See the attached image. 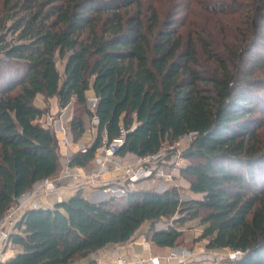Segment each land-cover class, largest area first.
<instances>
[{"label":"trees","instance_id":"obj_1","mask_svg":"<svg viewBox=\"0 0 264 264\" xmlns=\"http://www.w3.org/2000/svg\"><path fill=\"white\" fill-rule=\"evenodd\" d=\"M177 1L181 16L163 25L161 0H0V217L57 168V139L39 123L48 108L34 104L38 94L58 108L76 106L73 141L93 114L86 91L98 98L96 136L69 156L71 167L87 166L121 124L134 128L120 156L154 153L195 133L179 171L201 194L149 189L94 202L78 190L26 210L10 233L17 252L0 264H72L128 241L146 221L148 240L172 247L177 226L196 218L206 248L239 250L234 264H264V0ZM161 219L171 224L155 228Z\"/></svg>","mask_w":264,"mask_h":264},{"label":"built area","instance_id":"obj_2","mask_svg":"<svg viewBox=\"0 0 264 264\" xmlns=\"http://www.w3.org/2000/svg\"><path fill=\"white\" fill-rule=\"evenodd\" d=\"M97 100L98 98L94 93L86 96L87 108L93 113L88 117L91 128H96L98 124V117L94 114ZM57 120V117L53 116L52 113H47L40 117L39 123L44 128H49L53 134L57 132L61 134V137L57 138V143L66 145L70 139L68 136L69 131L60 123L59 128H56ZM133 128L134 124L131 125L129 130ZM129 130L121 124L116 138L108 141L104 135L102 144L95 151L92 167L84 173L76 170L75 167L69 166L67 161L55 175L34 182L28 190L15 198L13 204L0 217V261H4V253L11 245L10 233L17 231V222L23 213L29 209L45 208L37 202V198L40 195L55 192L58 184L65 180H75L81 177L84 179L85 186L100 191L107 197L123 196L135 190L134 186L137 182L148 178L162 179L166 185L173 181V171H166L165 169L172 163L176 167L179 165V160L182 156L180 144L184 143V141H188L189 144L195 133L190 132L180 136L171 143H164V145H167H163L154 153L142 156L135 155V160L129 161L128 153L124 156L117 154V150ZM166 150H169L172 154L170 159L166 156ZM109 174L111 175L108 176ZM168 224H171V221L165 222L161 227H166ZM144 246L145 254L135 253L128 259L121 256L117 249H112L113 254H115V262L113 264H207L209 262L215 263L222 259L217 252L195 254V252L183 246L169 247L167 254L153 253L150 250L149 243H145ZM240 256L241 252L239 250L232 249L226 255L233 262Z\"/></svg>","mask_w":264,"mask_h":264},{"label":"rangeland","instance_id":"obj_3","mask_svg":"<svg viewBox=\"0 0 264 264\" xmlns=\"http://www.w3.org/2000/svg\"><path fill=\"white\" fill-rule=\"evenodd\" d=\"M180 1L182 3H184V0H180ZM200 1H202L204 4L206 0H200ZM152 3L154 5H156L157 0H152ZM159 5H160V9H158V10H160V11H158L159 12L158 13L159 24L164 25L165 22L170 21L172 18H179V16H181V14L183 12L182 7H181L183 5L179 4V1H177V0H161V4H159ZM190 5L196 7L195 3H191ZM135 11H136V6L129 8L130 13H134ZM170 12H172V13L178 12V13L175 15L174 14L171 15V14H169ZM197 22L202 23V24L206 23L205 20H202L201 18L197 19ZM263 54H264V49H263ZM63 61H64L63 59L56 57V66L60 72L63 70ZM45 101L47 103V106L50 107V103L54 102L55 100H54V98H52V99H46ZM75 107L76 106L73 105V103H71L69 105V107L67 106L66 109H71L72 114H73L75 112ZM59 113H60V111H56L55 108L52 110V115L57 117V119H58ZM86 119L87 118L85 117V119H84L85 125H86ZM88 124H89V121H88ZM87 128H90V127H87ZM94 131H95V129H94ZM258 132H259V136L261 138L262 143H264V123L259 127ZM68 136L70 137L69 140H71L72 135H71L70 129H69V135ZM95 136H96V134H95ZM91 137H93L92 134H90V136L88 138H91ZM87 141L89 143L91 140L89 141V139H87L86 143L83 145V148H85L87 146ZM74 143H76V142H74ZM187 144H188V141H184V143L180 144L182 156L180 157L181 159L179 160V165L176 167L172 163V164L168 165V167L165 169L166 171L172 170L173 173H174V169L177 170V173L173 176V181L169 182L170 183L169 185L164 184L165 182H163L162 179L148 178V179L140 180L139 182H137V184L134 186V188L135 189L139 188V190H145L144 186L145 187L151 186V189L156 190V191H161L162 189L165 190V189H169V188H176L178 191V194L182 198H191L190 196H192V192L189 191V189H188V186H189L188 181H187L186 177L184 175H182L181 172L179 171L180 168L185 167L189 163V160L183 155V152L186 149ZM166 145L167 144H165L164 146H166ZM61 147H62L61 145L60 146L58 145V154H60L59 150ZM171 155H172L171 152L169 150H166V156L168 159L171 158ZM128 160L134 161L135 155L128 154ZM172 167H174V168H172ZM58 172H59V170H58ZM109 175H111V174H109ZM133 191H136V190H133ZM43 195H45V194H43ZM40 196H42V195H40ZM107 198L108 197L106 195L105 199H107ZM169 221H171V219H169ZM165 222H167L166 219H161V220L155 221L154 224H152V225L155 228H157V227L163 226ZM204 226H205V224H201L200 219H198V218L188 220L183 225H178L177 229L182 231V235L180 237V243L175 245V246L186 247V248L192 250L193 252H195V254L202 253V252H210V253L217 252L218 255L220 257H222V259H220L218 262H215V263L209 262L207 264H232L233 261H230L226 257V255L230 249H228V248L209 249V248H206V242H207L206 239H200V240L196 239L200 235ZM150 227H151V222H149V221L144 222L137 229L138 231H136V233L137 232L139 233L137 235L139 236L141 234H144L145 238L148 240ZM144 231H146V233H144ZM9 248L14 249V246L10 245ZM106 249L112 255L113 262L111 264H113L115 262V254H113L112 249H117L118 253L121 256L128 259V241L121 243V245L119 244L118 247L111 245L110 247H107ZM168 251H169V247L167 248V250L165 252L160 253V254H167ZM153 253H155V252H153ZM155 254H157V253H155ZM78 260H76L72 264H77Z\"/></svg>","mask_w":264,"mask_h":264},{"label":"crops","instance_id":"obj_4","mask_svg":"<svg viewBox=\"0 0 264 264\" xmlns=\"http://www.w3.org/2000/svg\"><path fill=\"white\" fill-rule=\"evenodd\" d=\"M92 93H93L92 89H89L86 91V96L91 95ZM45 100L46 98L42 94H38L34 98V104L39 108H44V107L48 108L46 110L47 112L44 113L43 115L47 113H52V110L54 108L56 109V111H60L58 120L56 122V128H59V123H60L64 125L69 131V120L72 118L73 114H72L71 109H66L68 105H66L63 108H58L56 101H54L50 103V107H49L47 106V103ZM85 127L86 128L84 132L82 133L81 137L77 141H73L71 139L67 142L66 145H63V144L61 145L62 147L59 150L60 154H59V158L57 162V168L53 175H55L58 172V170H60L63 167L62 165L66 164L70 155L78 151H82L84 149L83 145L86 143L87 139H89V141L91 140L89 143L87 141V146H89L93 142L95 138V134H96V128H91L89 124L87 126L85 125ZM87 127H90V128H87ZM90 134H92L93 137L88 138ZM54 135L56 139L61 137V134H59L58 132ZM90 163L85 167L76 166L75 169L84 173L86 170L92 167V160ZM176 173H177V170L174 169L173 175H175ZM144 189L149 190L151 189V186H147V187L144 186ZM78 190H80L81 194L86 199L94 201V202L101 201L105 199L106 197V195L103 194L102 192L94 190L88 186H85L84 179L80 177L75 180H65L61 184L59 183L57 190L55 192H49L45 195L39 196L37 198V202L41 204L42 206H44L45 208L52 207L56 202L68 199L70 196L74 195ZM135 190L137 191L139 190V188H136ZM190 197L200 198L201 194L192 193V196ZM144 233H146V231H144ZM137 234L139 233L135 232L132 238L128 240V258L132 257L135 253L145 254L146 253L145 246H144L145 243H149L150 250L157 254L165 252L168 248V247H161V246H157L153 244L152 242H150L149 240L145 238L144 234H141L139 236ZM119 244L121 245V243H116V244H111V245L118 247ZM111 245H106L96 250L95 252L88 254L86 257L79 259L77 264H111L113 262L112 255L106 249L107 247H110ZM16 252H17L16 249L9 248L8 250L5 251L3 260L15 254Z\"/></svg>","mask_w":264,"mask_h":264},{"label":"water","instance_id":"obj_5","mask_svg":"<svg viewBox=\"0 0 264 264\" xmlns=\"http://www.w3.org/2000/svg\"><path fill=\"white\" fill-rule=\"evenodd\" d=\"M71 103L68 104V107ZM86 118L88 119V116H86ZM86 119V126L88 125V120Z\"/></svg>","mask_w":264,"mask_h":264}]
</instances>
